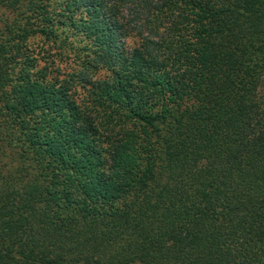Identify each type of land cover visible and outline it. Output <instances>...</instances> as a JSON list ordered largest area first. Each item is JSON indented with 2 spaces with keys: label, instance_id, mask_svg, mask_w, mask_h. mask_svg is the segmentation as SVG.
<instances>
[{
  "label": "trees",
  "instance_id": "obj_1",
  "mask_svg": "<svg viewBox=\"0 0 264 264\" xmlns=\"http://www.w3.org/2000/svg\"><path fill=\"white\" fill-rule=\"evenodd\" d=\"M0 264H264V0H0Z\"/></svg>",
  "mask_w": 264,
  "mask_h": 264
},
{
  "label": "rangeland",
  "instance_id": "obj_2",
  "mask_svg": "<svg viewBox=\"0 0 264 264\" xmlns=\"http://www.w3.org/2000/svg\"><path fill=\"white\" fill-rule=\"evenodd\" d=\"M47 50H49L48 47H46ZM38 51L40 53H42V55L44 57H48V60H45V61H48L50 67H51V71H56L54 75H57V76H61V78H65L68 73L72 72V68L74 66H76L74 63H73V60H68V58L66 57H62L61 56V53L57 50H49V55L46 54L42 48H38ZM48 65L47 63L45 64V62H40V66L41 67H44ZM107 71L106 70H103V71H100L97 75H98V78H104L106 75H107Z\"/></svg>",
  "mask_w": 264,
  "mask_h": 264
}]
</instances>
